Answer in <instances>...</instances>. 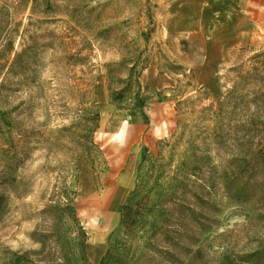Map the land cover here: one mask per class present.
I'll list each match as a JSON object with an SVG mask.
<instances>
[{"label":"rangeland","instance_id":"374dc122","mask_svg":"<svg viewBox=\"0 0 264 264\" xmlns=\"http://www.w3.org/2000/svg\"><path fill=\"white\" fill-rule=\"evenodd\" d=\"M15 145L28 191L0 222V264L40 247L58 203L89 262L101 238L111 264L258 250L264 0H0V171Z\"/></svg>","mask_w":264,"mask_h":264},{"label":"trees","instance_id":"16d2710c","mask_svg":"<svg viewBox=\"0 0 264 264\" xmlns=\"http://www.w3.org/2000/svg\"><path fill=\"white\" fill-rule=\"evenodd\" d=\"M20 54L17 55V58ZM121 101V99H120ZM140 102V101H139ZM141 107L142 104H139ZM147 117V113L142 111ZM15 145L11 157L4 162V168L0 171V222L8 214L11 196L13 194L22 196L28 189L25 185V177L19 173L23 155ZM51 210V218L55 223L48 228H36L31 233V238L40 247L38 249H27L25 251H12L9 264H111L112 250L109 248L98 263L89 262L84 256L86 254L88 234L78 217L77 210L72 203H58L44 210ZM69 217L74 225L77 236L70 238L64 229L65 218ZM74 241V243H73ZM73 245L79 249L82 256L77 258L73 253ZM84 262V263H83ZM220 264H264V246L251 253H246L238 258L225 255Z\"/></svg>","mask_w":264,"mask_h":264},{"label":"crops","instance_id":"0c3cea01","mask_svg":"<svg viewBox=\"0 0 264 264\" xmlns=\"http://www.w3.org/2000/svg\"><path fill=\"white\" fill-rule=\"evenodd\" d=\"M125 189H126V186L122 188L123 194H121V196H124L126 194L127 190ZM102 240L103 239L101 238L100 241H98L97 243L93 245L91 244L92 245L91 247L90 245H88V248H91L90 249L91 251L89 250V256H91V258H94V261H93L94 263H98L108 249L109 245L105 241H102Z\"/></svg>","mask_w":264,"mask_h":264}]
</instances>
